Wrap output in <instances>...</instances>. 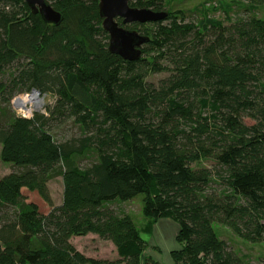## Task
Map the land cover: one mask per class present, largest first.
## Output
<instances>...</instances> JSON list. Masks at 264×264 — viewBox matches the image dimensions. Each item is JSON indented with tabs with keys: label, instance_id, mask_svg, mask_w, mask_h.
<instances>
[{
	"label": "trees",
	"instance_id": "16d2710c",
	"mask_svg": "<svg viewBox=\"0 0 264 264\" xmlns=\"http://www.w3.org/2000/svg\"><path fill=\"white\" fill-rule=\"evenodd\" d=\"M98 1L48 0L63 16L55 26L24 0H0V160L15 168L0 178V264H141L135 221L112 207L139 194L143 218L178 224L175 264H247L213 223L264 242V19L252 14L264 0H244L247 14L226 22L208 10L229 14L236 0L209 5L199 20L166 11L130 24L151 34L135 61L108 51ZM129 5L165 11V0ZM33 90L53 105L14 113L12 99ZM69 121L79 133L58 135ZM207 159L215 175L193 167ZM57 177L62 200L53 205L48 182ZM89 233L113 243L118 259L71 244Z\"/></svg>",
	"mask_w": 264,
	"mask_h": 264
},
{
	"label": "rangeland",
	"instance_id": "374dc122",
	"mask_svg": "<svg viewBox=\"0 0 264 264\" xmlns=\"http://www.w3.org/2000/svg\"><path fill=\"white\" fill-rule=\"evenodd\" d=\"M221 0H165V8L163 10L167 11L171 15H178V13H182L186 19L191 20H199L202 18L204 9L207 7L209 9V5L214 6L219 4ZM247 3L244 0H236L235 3H232L231 8H226L229 11V14H224L221 11H214L213 8H210L211 10H208V17L209 14L214 17L215 19H219L223 22L229 21V19L235 20L239 17H244L247 14V10L245 9ZM221 9V8H220ZM250 14V12H249ZM252 14L255 16L264 19V2L257 6ZM148 24V23H147ZM148 26V25H147ZM147 34L151 36L149 31H144V34ZM143 33V32H142ZM144 47L142 48L143 51ZM167 73L161 72L156 74H150L147 77V81L153 82L154 84H157L159 80L166 77ZM29 93H24L15 96L12 101L10 102V108L11 110L16 113L19 116L23 117H29L33 113H45L47 108L52 106L54 103V97L51 94H38V97L42 99L41 103H30L26 105L28 107L29 112H26L25 110H21L19 107H17L16 101L18 99L24 98ZM68 122L66 126H64L61 130H59L57 133L60 136H74L79 133V130L76 126L72 125ZM90 162V159H82L80 161V165H86ZM210 167L213 170V174L215 175V171L217 170V166L214 161L212 160H202L200 162L194 163L193 167ZM12 171H15L14 166H12L9 163L2 162L0 160V178ZM48 189L50 193V197L52 200L53 205H57L61 203L62 200V180L60 177H57L51 181L48 182ZM22 194L26 198L27 202H34L37 204L39 210L41 213L46 214L49 211V206L47 203L38 195L35 191H29L27 189H22ZM142 198L143 195L139 194L132 198L131 200L119 203L114 202L112 203V207L121 210L122 212H127V214H130L135 221L136 224L140 223V220L142 219L143 215L141 213V207H142ZM213 228L217 234V236L223 240H225L227 243H237L239 248V251L247 252L250 254L251 258L249 259V262H256L257 259L255 257L258 251L264 250V242L260 243H249L247 241H244L240 238H238L236 235L233 234V232L227 228L224 225L213 223ZM236 245V246H237ZM233 247V244L231 245ZM251 248V249H249ZM255 250L257 252H255ZM254 255V256H252ZM253 260V261H252ZM257 264H260V261H257Z\"/></svg>",
	"mask_w": 264,
	"mask_h": 264
},
{
	"label": "water",
	"instance_id": "95a60500",
	"mask_svg": "<svg viewBox=\"0 0 264 264\" xmlns=\"http://www.w3.org/2000/svg\"><path fill=\"white\" fill-rule=\"evenodd\" d=\"M33 14H39L44 23L58 26L63 16L53 9L48 0H24ZM98 13L101 27L107 32L108 51L120 56L124 60L135 61L141 57L142 48L150 40L147 35L137 30L128 29L120 25L133 23L145 24L162 21L167 17L166 11H154L150 8H136L129 5V0H99ZM36 92L37 95L39 92Z\"/></svg>",
	"mask_w": 264,
	"mask_h": 264
},
{
	"label": "crops",
	"instance_id": "0c3cea01",
	"mask_svg": "<svg viewBox=\"0 0 264 264\" xmlns=\"http://www.w3.org/2000/svg\"><path fill=\"white\" fill-rule=\"evenodd\" d=\"M136 225L139 229L141 238L145 242V249L141 254V264H144L146 259H152L158 264H175L171 258V252L179 247L176 240L178 224L170 218L150 220L142 217L140 223ZM70 242L86 257L109 261L118 259L117 250L113 243L108 240L100 239L96 234L89 233L84 236L72 237ZM232 244L234 250L247 264H257V261L264 259V250L258 252L255 250V252H257L255 255L257 256L255 257L257 261L254 262L252 260L253 262H249L252 252L248 254L247 252L239 251L241 247L239 248L237 243Z\"/></svg>",
	"mask_w": 264,
	"mask_h": 264
},
{
	"label": "bare ground",
	"instance_id": "6f19581e",
	"mask_svg": "<svg viewBox=\"0 0 264 264\" xmlns=\"http://www.w3.org/2000/svg\"><path fill=\"white\" fill-rule=\"evenodd\" d=\"M42 99L38 97L36 92H32V94H28L24 98L18 99L16 101L17 107H19L21 110H25L26 112H29L28 107L26 105L30 103H41Z\"/></svg>",
	"mask_w": 264,
	"mask_h": 264
},
{
	"label": "flooded vegetation",
	"instance_id": "af4514ba",
	"mask_svg": "<svg viewBox=\"0 0 264 264\" xmlns=\"http://www.w3.org/2000/svg\"><path fill=\"white\" fill-rule=\"evenodd\" d=\"M119 23H120V25L124 26L125 28H126V26H128V25H123V24L121 23V20L119 21Z\"/></svg>",
	"mask_w": 264,
	"mask_h": 264
},
{
	"label": "built area",
	"instance_id": "2783aa9c",
	"mask_svg": "<svg viewBox=\"0 0 264 264\" xmlns=\"http://www.w3.org/2000/svg\"><path fill=\"white\" fill-rule=\"evenodd\" d=\"M26 117V116H25Z\"/></svg>",
	"mask_w": 264,
	"mask_h": 264
}]
</instances>
